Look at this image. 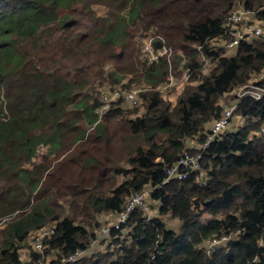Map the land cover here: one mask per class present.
I'll return each instance as SVG.
<instances>
[{
	"label": "trees",
	"instance_id": "1",
	"mask_svg": "<svg viewBox=\"0 0 264 264\" xmlns=\"http://www.w3.org/2000/svg\"><path fill=\"white\" fill-rule=\"evenodd\" d=\"M237 11L263 20L264 0H0V218L18 212L0 264H264V94L237 96L236 130L210 138L207 127L225 94L264 75L262 33L228 46ZM151 31L170 57L143 56L136 37ZM186 70L173 103L159 87ZM120 84L140 87L143 113L119 91L103 100ZM186 155L196 164L169 177ZM146 190L159 215L137 204L88 253L98 218L120 219ZM36 232L43 248L24 261Z\"/></svg>",
	"mask_w": 264,
	"mask_h": 264
},
{
	"label": "rangeland",
	"instance_id": "2",
	"mask_svg": "<svg viewBox=\"0 0 264 264\" xmlns=\"http://www.w3.org/2000/svg\"><path fill=\"white\" fill-rule=\"evenodd\" d=\"M96 8H97V11L99 14H103L107 10V8L104 6H96ZM241 12L244 13V22H243L242 26L249 23V21H253L254 26L261 28V30H262V37L261 38H264V19L263 20L258 19L254 12H246V11H241ZM155 36L156 35H154V33L151 31L149 33L146 32L143 35L139 34L136 37V39L138 40V45L142 48V52H144L143 56H149V58L151 60L158 57V56H162V55H167L168 57H170L173 53V49L168 44L163 46V47H159L157 49L154 48L153 41L155 39L154 38ZM233 53H234V50H231L230 54H233ZM183 75L182 76L180 75L178 78V77L174 76V73L172 72L171 75L169 76L168 82L164 83L163 85H161L159 87V88H161V90L165 91L164 94H165L166 98L168 100H171L173 103H176L177 98L181 93L183 84L185 83ZM129 77H130V75H129ZM171 80L178 81V82H175L174 84H172L174 90L172 88L166 86V84H169L171 82ZM127 81L128 80L123 81V83L127 82ZM174 86H177V87L174 88ZM164 87H166V89H164ZM139 89H140V87L134 86V87H131L130 90H126L122 87V84H120L116 87L115 90H112V91H111L110 87H106L104 89L105 91L103 94L106 93L105 96L108 98H110L111 96L117 98L119 96V94H117L116 92L119 91L125 99L124 106L132 108V109H136L138 107H135L132 104L136 103V100L138 98V94L140 92ZM132 90H134V91H132ZM239 91H241V90L235 89L231 93L225 94L222 97L221 104L224 107V111L231 109V108H234V105H236L239 102V97H237L240 95ZM132 99H134V101H132ZM106 108L107 107H105L104 109L101 110V114L104 112V110ZM138 109L140 110V113H143V111H144L143 107H139ZM244 122H245V119L242 116L233 115L230 119L228 126L225 128V130H227V131L236 130ZM211 126H212V121L207 125V127L210 128ZM195 143H196L195 141L190 140L187 142V145L193 146V145H195ZM62 158H63V155L62 156L60 155L56 159V162L53 160V164H54L53 166L55 167L56 163L58 164ZM39 160L40 159L38 158L37 162H39ZM121 163L123 164V166L128 167L127 163L124 160L121 161ZM78 172H80V171H78ZM122 177H123L122 175L117 176V179L120 181V180H122ZM53 190L56 191L55 189H53ZM147 192H148V190H146V192L144 191V194L142 193V195H143L142 196V205H144L147 208V212H146L147 215L148 216L159 215V202L151 199L150 195ZM63 197L64 198H61L60 202L64 205L66 212L69 214L74 213L73 210L70 209V202H71L70 198L65 197V196H63ZM17 214H18V212H14L13 214L5 215V216L0 218V232L6 227V224L9 221H11L14 218V216H16ZM163 220L165 221L167 227H170L172 229H178L179 228L180 221L178 219L173 218L170 215H165V216H163ZM98 221H99L98 223L101 224V227L99 228L100 229V236L97 240H95L93 242V245H92V247L88 253H92L94 251L103 250V249L107 248L109 241L106 240L105 242H102L101 240L104 236L105 237L108 236V231L110 230V228L113 225H116V226L119 225L120 219L115 214L105 213V214H102L98 218ZM38 237H42V236H40V232H39V234L37 232L32 234L33 239L31 237L28 238L26 240L25 244L23 245V247L20 249V253H21V256H22L24 261H27L30 258L29 255H30L31 249L33 248L32 245L33 246L35 245V242H36ZM47 262L49 263L50 261H47Z\"/></svg>",
	"mask_w": 264,
	"mask_h": 264
},
{
	"label": "built area",
	"instance_id": "3",
	"mask_svg": "<svg viewBox=\"0 0 264 264\" xmlns=\"http://www.w3.org/2000/svg\"><path fill=\"white\" fill-rule=\"evenodd\" d=\"M244 22V13H242L241 11H237L234 12L232 14V16L230 17V23L229 25H233V34L235 35V39L233 41H231L228 46L230 48H235L237 46V44H239L241 42V40H247L250 38H253L254 36H258L262 33L261 28L254 26L253 24L247 23L246 25L240 27L238 26V24H243ZM184 77V81L188 80V78L190 77V73L188 70H186V72L183 75ZM264 80V75H260L254 79H252L248 84H246L243 88H241L239 91V97L241 96H246V95H252L256 98H260L263 94H264V85L261 83V81ZM175 82L178 81H174L171 80V82L169 84H167L166 86L170 87L172 86V84H174ZM243 92V93H242ZM118 94V92H116ZM115 97H103V100L110 102L111 100H114ZM132 101H134V99H132ZM232 111L233 108L228 109L224 112V114L221 116V118L216 119L213 122L212 127L210 128L211 132L209 134V137L212 138L215 134L222 132L229 124L230 122V117L232 116ZM207 144V143H206ZM196 157L194 156H190V155H186L182 160H180V162H178V164H176L173 168L168 170V174L169 177L172 176H177L178 178H182L185 177V172L181 171V166L185 165V166H194L196 164ZM142 194H136L130 205L128 206L126 212L124 214H122L120 221H125V219L128 216V213L137 205V204H141L142 205ZM47 233V232H45ZM41 236V235H40ZM222 239H225V237H223ZM218 241V239H214L213 240V244H216ZM35 246L38 249H42L43 245H42V241H41V237H38L36 242H35ZM46 264H51V263H46Z\"/></svg>",
	"mask_w": 264,
	"mask_h": 264
}]
</instances>
